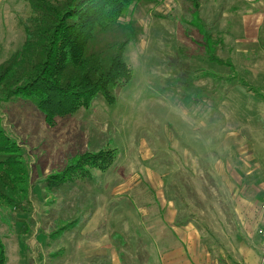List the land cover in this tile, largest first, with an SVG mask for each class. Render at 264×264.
Masks as SVG:
<instances>
[{
    "label": "rangeland",
    "instance_id": "obj_1",
    "mask_svg": "<svg viewBox=\"0 0 264 264\" xmlns=\"http://www.w3.org/2000/svg\"><path fill=\"white\" fill-rule=\"evenodd\" d=\"M198 1L209 45L193 0L130 13L144 35L126 49L131 78L115 104L98 97L48 124L31 100L0 102L4 127L28 157L31 186L27 212L0 203L4 264H144L146 249L161 264H182L164 244L172 213L207 209L198 199L262 181L264 103L248 78L243 28L251 1ZM29 13V0H0V62L21 49ZM211 50L229 65L210 62ZM225 163L240 175L255 170L248 179ZM58 176L71 180L56 184ZM187 249L192 262L209 258Z\"/></svg>",
    "mask_w": 264,
    "mask_h": 264
},
{
    "label": "trees",
    "instance_id": "obj_2",
    "mask_svg": "<svg viewBox=\"0 0 264 264\" xmlns=\"http://www.w3.org/2000/svg\"><path fill=\"white\" fill-rule=\"evenodd\" d=\"M29 2L21 49L0 62V102L31 100L48 124L83 105L88 107L98 97L115 104L117 91L131 78L126 49L144 35L143 27L128 17L133 10L160 0ZM193 6L198 29L209 45L211 36L197 12L199 1L193 0ZM211 51L210 62L226 63ZM27 160L23 147L6 130L0 116V203L17 214L27 212L30 205ZM80 164L77 159L67 170L75 171ZM66 178L58 176L54 183L71 180V176ZM5 261L6 250L0 238V264Z\"/></svg>",
    "mask_w": 264,
    "mask_h": 264
},
{
    "label": "crops",
    "instance_id": "obj_3",
    "mask_svg": "<svg viewBox=\"0 0 264 264\" xmlns=\"http://www.w3.org/2000/svg\"><path fill=\"white\" fill-rule=\"evenodd\" d=\"M249 1L251 3L248 4L243 23L247 42L245 52L250 67L247 73L252 87L257 91L253 93L255 100L264 103V94H262L264 93V1ZM259 89L262 92H259ZM231 153L232 151L228 150V154ZM229 165L240 175L237 170L239 167ZM253 170L255 167L252 166L251 169H247L246 175L241 173L242 177L248 178ZM219 184L220 181L216 183ZM247 185L248 187L241 194L235 192L241 187L237 183L229 188L228 192L216 194L213 200L211 197L198 199L199 203L204 201L205 207H209L207 209L191 205L190 211L184 209L172 213L170 220L172 226L166 229L164 244L166 250L173 253L174 261L182 264H197L186 259L187 247L190 246L194 251L197 249L201 254L209 257L203 258L198 264H260L262 241L259 229L264 224V213L261 212L260 206L264 202V178L261 182L259 177L251 178ZM179 217L182 218L181 221L177 220ZM140 233L147 231L140 228ZM148 241L152 243L153 238H149ZM140 254L144 256V264H161L158 255L153 251L150 252L149 249L140 251ZM106 264L126 263L112 258L111 262Z\"/></svg>",
    "mask_w": 264,
    "mask_h": 264
},
{
    "label": "built area",
    "instance_id": "obj_4",
    "mask_svg": "<svg viewBox=\"0 0 264 264\" xmlns=\"http://www.w3.org/2000/svg\"><path fill=\"white\" fill-rule=\"evenodd\" d=\"M260 210L262 213H264V202L261 204ZM259 235H260L261 241H262L261 253H260V264H264V224L259 229Z\"/></svg>",
    "mask_w": 264,
    "mask_h": 264
}]
</instances>
